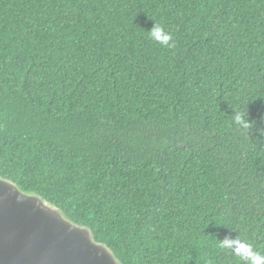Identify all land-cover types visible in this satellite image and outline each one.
<instances>
[{"label":"trees","instance_id":"1","mask_svg":"<svg viewBox=\"0 0 264 264\" xmlns=\"http://www.w3.org/2000/svg\"><path fill=\"white\" fill-rule=\"evenodd\" d=\"M256 128L264 0H0V175L123 264H243L225 236L264 254Z\"/></svg>","mask_w":264,"mask_h":264},{"label":"water","instance_id":"2","mask_svg":"<svg viewBox=\"0 0 264 264\" xmlns=\"http://www.w3.org/2000/svg\"><path fill=\"white\" fill-rule=\"evenodd\" d=\"M0 264H123L92 231L0 175Z\"/></svg>","mask_w":264,"mask_h":264},{"label":"clouds","instance_id":"3","mask_svg":"<svg viewBox=\"0 0 264 264\" xmlns=\"http://www.w3.org/2000/svg\"><path fill=\"white\" fill-rule=\"evenodd\" d=\"M148 34L152 41L163 47L174 48L176 46L172 33L166 31L159 24L154 23ZM232 117L233 123L241 129H246L248 134L255 127L254 123L249 121L248 114L246 116L242 112H234ZM256 131L261 137H264V128H256ZM219 248L226 253H231L234 257H238L243 264H264V254L257 251L251 243L238 237L233 239L231 236H225L224 239L219 240Z\"/></svg>","mask_w":264,"mask_h":264}]
</instances>
